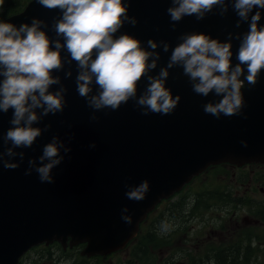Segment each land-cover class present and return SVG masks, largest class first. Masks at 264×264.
Segmentation results:
<instances>
[{"label":"water","instance_id":"obj_1","mask_svg":"<svg viewBox=\"0 0 264 264\" xmlns=\"http://www.w3.org/2000/svg\"><path fill=\"white\" fill-rule=\"evenodd\" d=\"M170 6L171 0H132L128 14L135 16L138 23L135 26L125 23L116 35L131 34L144 47L149 39L165 40L174 48L180 42L178 37L186 32L205 33L225 42L229 33L242 35L249 29L250 21L236 27L239 17L231 0L226 15L209 13L200 21L195 16L185 17L175 30L166 11ZM256 11L261 12L259 26L264 27V9L254 8L250 16ZM61 17V10H49L32 0L22 13L3 22L19 27L38 18L45 22L42 30L50 41H55L58 37L53 23ZM232 44L235 65L240 41L233 39ZM52 47L55 50L54 44ZM157 51L161 59L151 75L158 74L171 55V49L167 53L162 48ZM61 56L62 60L69 58L66 49L61 50ZM69 68L73 75L65 79ZM53 75L60 76L68 89L64 111L49 114L34 125L44 128L51 124L52 127L31 148L16 149L26 153L23 162L19 157L13 161L20 163V167L6 169L0 162V264H18L19 258L32 247L55 241L64 248L67 244L73 247L86 243L83 255L107 256L126 247L138 234L148 212L162 199L181 190L209 166L226 162L239 166L264 164V71L254 88L246 84L242 90L247 119L242 115H222L217 119L206 114L203 105L220 97L195 94L182 68L175 67L170 69L166 86L172 89L174 97L180 95L181 101L171 114L143 115L135 101L129 100L119 110L96 111L98 120L92 121L94 110L76 91L75 62L65 63L63 71H55ZM146 85L145 77L138 86V96ZM58 87L53 85L50 91ZM12 112L11 109L0 112V152L11 146L4 143L3 136L12 127L9 123ZM56 135L72 151L66 155L61 151L65 159L53 169L55 182L41 183L35 171L26 176L28 160L37 158L38 161L44 145ZM92 143L96 144L95 148L90 147ZM144 180L149 181L150 188L145 199L128 200L125 185H138ZM125 206L133 218L132 225L121 219Z\"/></svg>","mask_w":264,"mask_h":264},{"label":"clouds","instance_id":"obj_2","mask_svg":"<svg viewBox=\"0 0 264 264\" xmlns=\"http://www.w3.org/2000/svg\"><path fill=\"white\" fill-rule=\"evenodd\" d=\"M49 10L59 9L62 17L55 20L53 30L58 39L50 41L42 26L44 21L33 18L31 24L24 23L16 27L12 23L0 22V112L13 110L9 123L12 125L3 136L5 144H11L5 152H0V162L6 169H16L26 153L18 148H31L37 138L46 130L34 125L40 123L49 114L62 113L66 106L68 89L62 84L60 76L53 72L63 71L65 63L76 64L75 78L78 95L85 98L90 117L98 120L96 111L103 109L119 110L129 100L142 109L143 115L157 113L171 114L181 101L180 95L173 96L167 87L170 69L179 67L188 77L192 91L202 97L214 94L220 97L203 105L206 114L217 119L222 115L231 117L242 115L245 108V96L242 91L246 84L251 89L258 83V76L264 71V27L259 26L261 12L250 14L254 8L264 9V0H231L232 8L239 20L236 27L249 22V29L242 35L229 33L227 40L221 42L210 35L199 32H186L178 37L180 41L174 48L165 41L149 39L147 47L135 36L123 33L120 29L128 23L135 26L138 20L130 16L132 0H36ZM230 0H171L167 14L172 29L185 17L195 16L197 21L205 19L209 13L224 16L229 9ZM63 43H61V39ZM239 40L236 53L238 63L233 65L232 40ZM54 44L55 50L52 45ZM162 48L167 53L171 49L168 63L160 68L156 75L150 73L157 69ZM66 49L68 57L62 60L61 50ZM151 49V50H149ZM246 73V74H245ZM71 68L64 78H71ZM146 77L147 85L138 96V86ZM243 77V79H241ZM53 85H59L50 91ZM94 86L97 89L94 92ZM39 110V111H38ZM247 147V142H242ZM91 148L96 144L92 143ZM72 149L56 135L43 147V153L28 160L25 175L35 171L41 183H54L53 169L60 165L65 155ZM10 159H4V157ZM125 196L131 201H143L150 191L149 181L138 185H125ZM121 219L132 225L133 218L129 208L121 210ZM167 223L162 230L167 231Z\"/></svg>","mask_w":264,"mask_h":264},{"label":"rangeland","instance_id":"obj_3","mask_svg":"<svg viewBox=\"0 0 264 264\" xmlns=\"http://www.w3.org/2000/svg\"><path fill=\"white\" fill-rule=\"evenodd\" d=\"M31 1H27L22 10ZM5 6L6 0H0V13L5 9ZM9 14H6V16ZM218 171L220 169H216L207 176L204 173L200 174L197 183V186H199H196V190L203 188L208 190L209 186H216L224 182L227 185H234L235 189L231 194L235 199L242 197L243 191L237 189L236 186L235 168L231 166L220 173ZM253 172L247 171L246 173L245 179L248 185H253L255 179L259 176ZM261 172L263 176L264 169ZM259 186L264 187L262 183ZM210 192L197 191L185 198L181 204L176 201L171 205H167L170 202H166L152 217H155L153 222L150 225H148L149 223L144 224L133 244L105 258L83 255L86 248L70 247L68 250V246L66 248L55 246L53 250H48L47 255L44 257H39L38 252H33L27 264H204L202 262L206 261L210 255H204L203 257L202 255L205 251L211 250L212 246L218 249L217 253L213 255L212 264H225L227 254H219L224 252L222 251L224 250L223 247L228 249V261L230 249L235 252L234 257L239 258V254L236 253V246L241 238L245 234L251 236L256 233L262 225L264 227V213L259 211L260 208L264 210V206L257 209L249 206L252 211L249 213L248 205L244 204L237 205L233 202L226 204V202L212 201L203 204L207 200L219 198L227 200V194L224 192H221L222 196ZM212 192H215V190H212ZM199 195L202 198L205 197V200L198 201ZM255 197L264 198L261 194H257ZM257 218L261 220L262 225L259 223L258 225H249L250 222L246 221V219H249L255 222ZM164 223L169 226L167 231L162 230V224ZM213 229L225 233L228 229L229 231L222 236L224 233L211 232ZM210 235L212 238L209 241ZM256 244L261 246V249L258 261L253 264H264V239L256 241ZM243 253L241 252V255Z\"/></svg>","mask_w":264,"mask_h":264},{"label":"flooded vegetation","instance_id":"obj_4","mask_svg":"<svg viewBox=\"0 0 264 264\" xmlns=\"http://www.w3.org/2000/svg\"><path fill=\"white\" fill-rule=\"evenodd\" d=\"M234 167L235 171H234V177H235V181H236V186L237 189L243 191L242 193V197L240 198H234L233 195L231 193H233L235 187L234 185L230 184L227 185L226 183H221L218 184L216 186H209L208 190H206L205 188L201 189V190H205V191H211L210 193L218 195V196H222L223 194L221 192H224L225 194H227V200L225 201L222 198L219 199H215V200H207L205 203L203 204H207L208 201H212V202H233L234 204H244V205H248V212L251 213L252 211L249 209V206L251 207H255L260 208V206H264V198H259V197H255V195L257 194H261L264 196V187L259 186L261 183L264 185V175H261V171L264 169V164H259V163H249V164H245L242 166L239 165H233L230 163H223L220 165H216V166H212L210 167L207 171L204 172V175L207 176L209 175L211 172H214L216 169H220V171H218V173L222 172L223 170L227 169L228 167ZM247 171H254L253 173H255L257 176V178L255 179V183L253 185H248L245 177H246V173ZM200 175L193 178L192 181L185 185L184 188L178 192V194H176L175 196L171 197L170 199H167L165 201H163L158 207L157 209H155V211L153 213H151L149 215V218L147 220V224L150 225L153 222L152 218L155 213L159 210V208L165 204L166 202H170L167 205H171L173 203H175L176 201H178L179 204H181L183 202V200L185 198H188L189 196H191L192 194L196 193L197 191H201V190H196L197 187V183L199 181ZM197 186V187H196ZM196 187V188H195ZM212 190H215V192H212ZM237 193H239L237 191ZM205 200V197L202 198V196L199 195L198 201L200 200ZM166 205V206H167ZM257 211V210H256ZM259 211H262L264 213V210L260 208ZM246 221L250 222L249 225L253 224V225H258L261 224L262 222L259 218L255 219V222H253L252 220L246 219ZM149 227V226H148ZM263 225L262 227L254 234H252L251 236H249V234H245L244 237L241 238V240L237 243L236 246V253H238L239 258H235L234 257V251L232 249H230V253H229V261H228V249L223 247L224 252H220L219 254H227V262L225 264H253L254 262L258 261V255L260 253V249L261 246H257L256 241H259L261 239H264V230H263ZM216 229H213V231L211 232H215ZM229 231V229L226 231V233ZM216 232H222L224 233L222 236H224L226 233L223 231H216ZM206 238V236H205ZM211 235L209 237V241L211 239ZM211 243V242H210ZM55 246L52 247H40L38 249H36L35 251H31L28 254H26L22 260L20 264H27L28 260H30L31 256L33 255V252H39L42 250H53ZM218 251L217 247L212 246V249L209 251H205L202 255V257L204 255H210V257L202 262L204 264H212L213 261V255L216 254ZM241 252H244L243 255H241ZM32 254V255H31ZM235 258V259H234ZM200 259V258H199ZM201 261V259H200ZM264 261V260H263Z\"/></svg>","mask_w":264,"mask_h":264},{"label":"trees","instance_id":"obj_5","mask_svg":"<svg viewBox=\"0 0 264 264\" xmlns=\"http://www.w3.org/2000/svg\"><path fill=\"white\" fill-rule=\"evenodd\" d=\"M29 0H6V6L5 9L0 13V20L13 15L15 13H18L22 10L23 6L25 3H27ZM11 13V14H9ZM6 14H9L6 16ZM6 16V17H5ZM47 255V251H41L38 256L39 257H44Z\"/></svg>","mask_w":264,"mask_h":264}]
</instances>
